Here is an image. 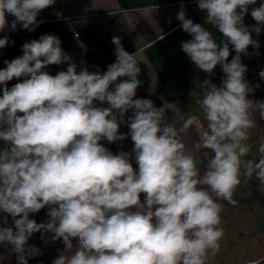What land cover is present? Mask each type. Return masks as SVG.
<instances>
[{
	"label": "clouds",
	"instance_id": "1",
	"mask_svg": "<svg viewBox=\"0 0 264 264\" xmlns=\"http://www.w3.org/2000/svg\"><path fill=\"white\" fill-rule=\"evenodd\" d=\"M55 2L0 0V32L16 31L18 24L35 31L41 11ZM256 2L198 0L205 23L225 38L219 44L212 31L186 18L181 6L176 18L192 37L182 42V51L205 73L220 65L224 78L220 86L210 79L199 84L200 115H187L179 127L167 121L165 107L135 98L141 84L137 53L125 51L117 36L111 41L116 60L103 74L87 67L77 72L60 38L51 34L24 43L22 56L5 61L0 69V141L6 144L0 149V212L7 215L0 220V245L11 246L17 264L41 254L28 245L37 232L45 243L51 233L53 243L64 244L52 264H207L219 251L224 229L218 201L238 203L233 197L242 176L264 186V140L248 158L249 131L256 127V113L264 120V100L249 98L259 85L249 86L241 60L249 46L260 47L251 33L259 36L264 27V3L251 10L256 24H244L249 5ZM6 14L15 18L10 25ZM9 42L0 38V49ZM230 45L236 55L229 61ZM64 62L66 71L54 76L43 71ZM21 77L22 82L7 86ZM259 77L264 79V70ZM125 123L129 131L122 134ZM193 126L199 137L195 148L208 150L203 171L183 140ZM127 136L134 143L131 153L113 154L101 143ZM45 207L46 222L30 218Z\"/></svg>",
	"mask_w": 264,
	"mask_h": 264
},
{
	"label": "crops",
	"instance_id": "2",
	"mask_svg": "<svg viewBox=\"0 0 264 264\" xmlns=\"http://www.w3.org/2000/svg\"><path fill=\"white\" fill-rule=\"evenodd\" d=\"M182 1L56 0L54 5L41 11L37 20L39 22L49 20L66 21L72 28L74 41L78 42L85 50L93 51L106 68V71L108 65L116 60L115 45L111 42L112 38L114 36L119 37L125 51L130 54L137 53L136 59L141 70L138 79L141 84L136 89L135 98L151 99L156 107H165L167 121H175L179 127L187 115H200L196 103L200 98L199 84L205 79H210L212 83L220 86L224 78L220 65L216 66L212 74L205 73L199 70L182 51V42L188 41L192 37L183 31L181 22L176 18L181 6L186 12V18L193 20L194 23H200L212 31L218 44L225 39L218 29L215 30L211 25L205 23L206 13L204 11L194 12ZM261 3H264V0H257L256 4L249 5V11L244 17V24L249 28L256 24L251 16V10L254 7H259ZM74 32L78 33L77 37L74 36ZM12 33L0 32V38L7 36L10 41L6 47L0 49V69L6 67L5 61H11L22 56V46L28 41V32L21 25L18 24L17 30L12 31ZM251 34L253 39L258 40L260 47L254 49L249 46L248 55L242 54L241 60L248 69L245 73V79L248 81L249 86L255 88L256 85H259L253 93L249 94V98L264 100V79L259 77V72L264 70V27H262L259 36L255 32ZM229 48L230 61L236 53L231 45ZM256 52L259 55L255 54ZM67 67L68 62H64L60 65H48L43 71L54 76L60 71H66ZM83 68L82 66L77 67V72ZM23 79L24 77L19 80L14 78L12 81L7 82V86L11 88L16 83L22 82ZM119 79L123 80L127 77ZM3 87V85H0V95H2ZM94 103L97 106L107 107L106 103L101 104L98 101ZM131 115L130 110L125 114V121ZM254 119L256 120V127L249 131L250 139L248 143L252 145L249 159L255 157L259 143L264 140V120H260L258 113L254 115ZM119 131L122 134H127L129 131L127 124H121ZM198 138V133L195 126H193L189 129L188 134L183 137V140L186 147L201 161L200 167L203 171L207 151L206 149L195 148L194 144ZM101 143L113 154H118L121 151L131 153L134 147L130 136H127L123 141L109 143L107 140H103ZM4 147H6L5 142L0 141V149ZM131 162L134 168H138L134 159ZM250 181V184H253L259 190L258 182L255 180ZM250 194L247 193L240 198ZM141 199L143 200V194H141ZM47 211L48 209L45 207L38 213L30 214V218L35 219L37 223L46 222L48 219ZM6 215L0 212V220ZM7 219L8 226H11L13 223L11 217L7 216ZM0 226L4 225L0 223ZM259 235L260 239L257 240L255 246L248 247L240 262L236 264H248L250 260L264 258V255H262L260 258L249 259L250 256L257 253L259 247L264 249V234L260 233ZM50 237L51 233L47 236V243L41 239L39 232L34 233L29 238L28 245L39 248L41 254L29 259L28 264H52L54 259L64 251L62 240L53 243ZM73 245L74 247L77 245V240H73ZM0 264H17L16 254L11 252L10 245H0ZM207 264H209V258Z\"/></svg>",
	"mask_w": 264,
	"mask_h": 264
},
{
	"label": "rangeland",
	"instance_id": "3",
	"mask_svg": "<svg viewBox=\"0 0 264 264\" xmlns=\"http://www.w3.org/2000/svg\"><path fill=\"white\" fill-rule=\"evenodd\" d=\"M6 19L8 22L11 21V18L7 15ZM4 32L13 34L10 28L5 29ZM250 182L242 176L241 184L238 186L233 198L241 199L240 197L245 196L247 193H252L256 187ZM258 186L259 190L264 192V186H260L259 182ZM219 203L223 208L221 227L224 229V233L226 230V233L220 241L219 251L214 256L209 255V264H236L240 262L248 247L255 246L257 240L260 239L259 234H264V205L260 200L237 204L239 206H232L223 201ZM253 255L249 259L260 258L264 255L263 247H259L257 253ZM259 261L260 264H264V258Z\"/></svg>",
	"mask_w": 264,
	"mask_h": 264
},
{
	"label": "trees",
	"instance_id": "4",
	"mask_svg": "<svg viewBox=\"0 0 264 264\" xmlns=\"http://www.w3.org/2000/svg\"><path fill=\"white\" fill-rule=\"evenodd\" d=\"M8 16H10L12 19H15L11 15ZM40 22L41 23L39 26L35 28V31L27 33V42H30L33 39H39L41 35L46 34L58 36L61 40L62 49L72 58V62H74L77 67H87L90 72H96L98 70L101 74L106 71V68L102 65L101 61L93 51L85 50L78 42L74 41L72 28L66 21L49 20ZM235 200L238 201L237 204L251 203L253 201L260 200L264 205V194L254 189L250 195ZM223 202L227 203L226 201Z\"/></svg>",
	"mask_w": 264,
	"mask_h": 264
},
{
	"label": "built area",
	"instance_id": "5",
	"mask_svg": "<svg viewBox=\"0 0 264 264\" xmlns=\"http://www.w3.org/2000/svg\"><path fill=\"white\" fill-rule=\"evenodd\" d=\"M184 4L188 5L191 10H193L194 12H200L202 10H200L198 8V0H183L182 1ZM74 36L77 37L78 36V33L77 32H74Z\"/></svg>",
	"mask_w": 264,
	"mask_h": 264
},
{
	"label": "water",
	"instance_id": "6",
	"mask_svg": "<svg viewBox=\"0 0 264 264\" xmlns=\"http://www.w3.org/2000/svg\"><path fill=\"white\" fill-rule=\"evenodd\" d=\"M27 32H31V31H28V30H27Z\"/></svg>",
	"mask_w": 264,
	"mask_h": 264
}]
</instances>
